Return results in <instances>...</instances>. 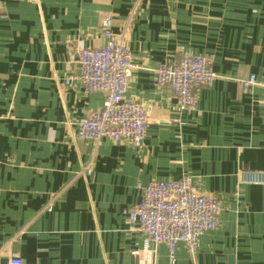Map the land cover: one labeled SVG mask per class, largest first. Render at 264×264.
I'll use <instances>...</instances> for the list:
<instances>
[{"label": "crops", "instance_id": "1", "mask_svg": "<svg viewBox=\"0 0 264 264\" xmlns=\"http://www.w3.org/2000/svg\"><path fill=\"white\" fill-rule=\"evenodd\" d=\"M107 15L132 53L127 98L149 108L142 147L78 135L106 93L74 77L75 52L104 44ZM185 55L218 74L190 110L154 73ZM240 169L264 170V0H0V264H264V185ZM184 175L221 212L171 263L125 210L139 186Z\"/></svg>", "mask_w": 264, "mask_h": 264}, {"label": "built area", "instance_id": "2", "mask_svg": "<svg viewBox=\"0 0 264 264\" xmlns=\"http://www.w3.org/2000/svg\"><path fill=\"white\" fill-rule=\"evenodd\" d=\"M113 25V17L107 15L101 28L104 44L79 48L75 52L81 71L74 77L87 92L106 93L102 108L89 112L78 124V135L94 143L108 138L142 147L150 112L146 105L127 98L134 63L125 35L114 34ZM154 73L157 84L167 87L178 105L187 110L196 107L199 89L213 84L218 78L204 55H185L175 62H159ZM71 79L68 77L67 82ZM258 84L255 74L242 81L244 89ZM237 175L242 184L264 185V170L240 169ZM139 189L142 192L140 201L125 213L149 240L168 246L171 263L176 260L177 244L184 242L195 250L200 236L218 227L221 212L218 199L212 194L198 192L188 175L178 180H154ZM132 253L140 256L141 250ZM8 264L24 262L20 255L12 254ZM139 264L153 263L142 259Z\"/></svg>", "mask_w": 264, "mask_h": 264}]
</instances>
